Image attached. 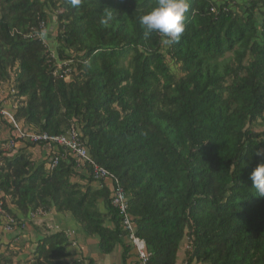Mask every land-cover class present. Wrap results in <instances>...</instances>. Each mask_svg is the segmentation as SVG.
Masks as SVG:
<instances>
[{"label":"trees","instance_id":"trees-1","mask_svg":"<svg viewBox=\"0 0 264 264\" xmlns=\"http://www.w3.org/2000/svg\"><path fill=\"white\" fill-rule=\"evenodd\" d=\"M246 2L234 10L229 1L188 0L185 31L166 45L139 23L157 0H0V83L23 98L16 120L50 134L75 126L124 187L149 264H176L181 252L187 264H264V197L250 179L264 163V129L253 128L264 124V0ZM50 10L68 80L54 74L48 46L27 36ZM0 120L10 130L0 146L16 142L12 152L0 147L5 212L16 221L14 210L70 213L103 254L120 245L122 264H136L110 187L97 186L89 164L61 157L50 170V150L34 159L31 148L44 144L21 141ZM69 245L64 231L46 234L25 262L82 264L69 259ZM21 263L0 252V264Z\"/></svg>","mask_w":264,"mask_h":264},{"label":"built area","instance_id":"built-area-1","mask_svg":"<svg viewBox=\"0 0 264 264\" xmlns=\"http://www.w3.org/2000/svg\"><path fill=\"white\" fill-rule=\"evenodd\" d=\"M46 26L41 24L39 30L29 33L27 36H33L41 40L45 46ZM50 57L55 60L54 74H58L64 79L70 78L66 60L58 59L53 52L49 53ZM16 93L15 89L8 82L0 83V118L8 120L13 126L17 137L26 143H43L44 146L50 150L51 154L48 158L47 167L54 169L61 157H72L75 159L78 167H83L85 164H89L91 171L90 175L93 181L98 187L108 185L110 187V200L113 207H115L120 215L123 228L126 231V239L130 242L136 251V264H149V258L151 253L148 251L146 242L144 239L138 237L135 233V229L132 223V219L129 213V198L125 192L124 187L121 185L118 177L110 172L105 167L99 165L90 156L87 148L80 139V134L74 125L70 126L65 133L62 134H50L46 131L36 130L21 125L15 118V111L21 103L22 97L13 96ZM16 142L12 138L3 146L4 152L14 151ZM60 150V152H59ZM1 164V160H0ZM39 209L36 212H32L31 215L41 214ZM0 218L4 219V229L7 231L13 230L17 225V221L8 215L4 208L2 201L0 200ZM182 264H187L184 261Z\"/></svg>","mask_w":264,"mask_h":264},{"label":"crops","instance_id":"crops-1","mask_svg":"<svg viewBox=\"0 0 264 264\" xmlns=\"http://www.w3.org/2000/svg\"><path fill=\"white\" fill-rule=\"evenodd\" d=\"M9 136L10 130L8 126L0 120V139ZM6 143L1 144V149ZM31 151L33 152V158L39 159L45 157L48 149L45 146L43 148L34 146ZM14 211L17 213L18 223L11 233L4 229V220L0 218V242L7 240L6 237L8 236L11 239L14 237L13 240L25 245L26 249L29 243L31 246H35L37 240L46 234L64 231L70 242V245L66 248L71 254L69 259H78L82 264H122V246L117 245L113 252L103 254L99 249L98 236L87 235L70 213L61 214L51 209L32 216L31 213L22 214L17 210ZM107 224L111 225L110 222H107ZM31 250L33 251L34 248H31ZM29 251L27 248L25 252V254L28 253L29 255L27 259L31 257L32 252ZM182 257H184V252H181L176 264L183 263ZM129 261H131L130 264H134V257L129 258L127 264ZM28 264H31V262Z\"/></svg>","mask_w":264,"mask_h":264},{"label":"clouds","instance_id":"clouds-1","mask_svg":"<svg viewBox=\"0 0 264 264\" xmlns=\"http://www.w3.org/2000/svg\"><path fill=\"white\" fill-rule=\"evenodd\" d=\"M73 6H78L81 0H70ZM189 9L188 0H157V4L150 11L139 18V23L144 29L145 36L157 32L164 36L163 43L171 45L177 43L185 31V14ZM112 14L101 23L107 25L112 19ZM252 188L259 196L264 197V163L259 164L250 174Z\"/></svg>","mask_w":264,"mask_h":264},{"label":"rangeland","instance_id":"rangeland-1","mask_svg":"<svg viewBox=\"0 0 264 264\" xmlns=\"http://www.w3.org/2000/svg\"><path fill=\"white\" fill-rule=\"evenodd\" d=\"M219 3L224 1H229L233 7L234 10H240L243 7V4L247 3L246 0H217ZM237 4H240L241 7H239ZM56 17L53 11H49L48 13V20L46 22V36H45V42L47 43L48 48L51 52L56 54L57 52V42L55 40V34H56ZM170 66L173 72H175L177 75H180V70L178 67V64H174L170 61ZM253 128L256 131H262L264 129V124H262L260 121L256 124H254ZM12 231V230H11ZM11 231H7L11 233ZM7 240L0 242V252L2 253L3 258L10 259L13 262H16L17 260H21V264H28L25 262L27 260V257H29L28 253L25 254L27 248L30 250L29 252H32L31 248L33 249L35 246H31L29 243L28 247L25 249V245L20 244V242H17L11 239L10 236L6 237ZM190 250V243L189 239H186L183 245V251ZM24 253V255H23ZM28 255V256H27ZM184 262V261H183ZM192 264H199V263H192Z\"/></svg>","mask_w":264,"mask_h":264}]
</instances>
